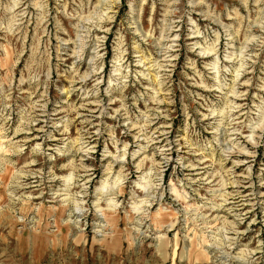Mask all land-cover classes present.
Here are the masks:
<instances>
[{"label":"rangeland","instance_id":"1","mask_svg":"<svg viewBox=\"0 0 264 264\" xmlns=\"http://www.w3.org/2000/svg\"><path fill=\"white\" fill-rule=\"evenodd\" d=\"M0 264H264V0H0Z\"/></svg>","mask_w":264,"mask_h":264},{"label":"bare ground","instance_id":"2","mask_svg":"<svg viewBox=\"0 0 264 264\" xmlns=\"http://www.w3.org/2000/svg\"><path fill=\"white\" fill-rule=\"evenodd\" d=\"M157 65V64H156ZM234 96V95H233ZM38 136V135H37ZM259 136V135H258ZM253 138V137H252Z\"/></svg>","mask_w":264,"mask_h":264}]
</instances>
